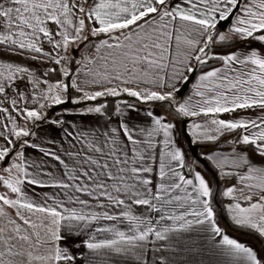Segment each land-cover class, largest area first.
I'll return each instance as SVG.
<instances>
[{
  "label": "snow or ice",
  "instance_id": "obj_1",
  "mask_svg": "<svg viewBox=\"0 0 264 264\" xmlns=\"http://www.w3.org/2000/svg\"><path fill=\"white\" fill-rule=\"evenodd\" d=\"M219 24L226 25L224 32L217 30ZM0 29L4 46L0 53H35L27 58L37 60L43 55L56 65L67 63L61 52L67 53L70 46L78 48L90 37H106L93 45L97 56L87 60L92 66L83 70L92 77L83 84L102 86V90L89 93L72 80L71 86L81 93L74 103L127 94L142 103L167 102L180 116L206 117L203 123L192 124L196 141L215 142L225 133L238 131L240 135L230 143L239 150L234 146L230 155L205 158L222 176L239 181L222 193L231 198L227 205L231 220L264 237V0H0ZM41 37L53 51L44 50ZM217 43L230 48L240 43L243 48L217 54L212 52ZM217 60L219 67L201 72L193 95L177 102V85L187 81L185 73L197 71L192 62L207 67ZM63 75L71 73L65 68ZM17 81H27L31 93L20 91ZM68 89L62 80L50 84L28 67L0 59V113L6 114L0 120L4 140L0 162L13 152L16 157L0 170L7 173L0 175V185L15 196L0 194V264H71L76 258L60 242L100 221L112 223L95 227L83 241L97 257L120 256L148 264V252L165 250L163 245H149L179 242L185 233L197 231L210 234L213 241L220 237L214 247L225 257V264H264L256 250L218 225L210 182L192 166H187L191 178L185 174V154L174 138L176 125L165 116L153 110L142 115L136 104L119 101L116 126L109 123L103 131L64 129V138L71 140L63 156L31 143L27 138L35 133L20 126L9 108L26 123L45 120L39 109L65 103ZM29 98L38 107H27ZM5 103L7 107L2 106ZM106 107L89 106L74 114L104 115ZM250 111L255 116L248 115ZM225 113L236 115L220 118ZM49 122L63 124L61 119ZM26 147L62 167L43 160L29 163ZM25 184L64 191L45 194L44 201L38 202L24 190ZM61 194L78 207L67 206L59 199ZM135 206L144 211L136 214ZM98 233L111 235L97 239ZM156 264L169 261L160 256Z\"/></svg>",
  "mask_w": 264,
  "mask_h": 264
},
{
  "label": "crops",
  "instance_id": "obj_2",
  "mask_svg": "<svg viewBox=\"0 0 264 264\" xmlns=\"http://www.w3.org/2000/svg\"><path fill=\"white\" fill-rule=\"evenodd\" d=\"M217 27H219V26H217ZM220 29H221L220 32L225 31L226 27H224L223 30H222V28H220ZM0 30H2V29H0ZM41 40L43 41L42 47L44 48V50L46 52L53 51V47L51 44H49L46 40H44L43 37H41ZM3 47H4L3 45H0V48H3ZM238 48H243V44H239L238 46L231 48V49L218 50V51H216V53L226 54L227 52L234 51ZM76 53H77V51L74 50V48H73L71 51V54L69 56L71 57L72 55H74ZM101 54H106V53H101ZM30 55H36V54L25 52L23 56H15V55H4L3 53H0V59H3L5 62H14V63L20 64L21 66L28 67L30 70L35 72L37 77H39L42 80L47 79L50 84H54L55 82H57V81H55V82L50 81V73L53 69L54 62L48 60V58L43 56V55H40L37 60L28 59L27 57ZM61 55H65V53L61 52ZM96 56H97V53L95 50L91 55H89V57L86 59V61L84 63H82L76 69V71L74 72V75L72 77V80H77L79 83H81V86H83L85 88V91H87L89 93H91L93 91H97V90H102V86H94V85L85 86L83 84V81L90 80L92 78L91 76H86L83 73V70L85 69L86 65L88 67L92 66V65L87 64V60L93 59ZM65 65L63 66V68L65 67ZM220 65H221V63L210 65L207 67H201L200 69H198L197 75L195 76L193 82L191 83L189 90L182 97L181 102H183L188 96L193 95L194 85L197 83L198 77L201 74V72L206 71L208 67H219ZM96 67H99V65H96ZM192 67L193 68L197 67L195 61L192 62ZM63 68H62V70H63ZM68 70H69V68H68ZM45 73H47V75H44ZM190 73L191 72H187V73H185V75L187 77H189ZM17 83L20 85V91H23V92H26L29 94L31 93V90H32L31 85L27 81H25V82L17 81ZM183 83L184 82H181L180 84L177 85V87L180 88ZM144 86L145 85H143V84L140 85V87H144ZM151 87H153L154 90H157V89H155V86H151ZM40 88L41 89L44 88V85L41 84ZM159 90H164V89H159ZM37 91H39V90H37ZM73 95H75L77 97V99L79 100L81 93L75 88ZM176 96H179V95L176 93L175 98H176ZM70 97H72V96H70ZM109 97L110 96L100 97V98H97V100H95V101H82L81 103H73V104H72L71 99L69 98V100H67L65 103H63V105H60V107L58 108L59 110L63 109L62 113L58 117V119H61L63 121V124L59 125V126L49 123L48 122L49 117H47V116H46L45 120L36 121L35 123H32V122L26 123L25 120L21 116L17 115L11 107L9 108V112L16 117V120L20 126H25V124H31L32 129L35 126H36L35 129L38 128V126H39L38 130L36 131L37 134H40V135H38V138L37 137L35 138V136L28 138L31 143H37L41 147L45 148L46 150L51 148L53 151H56L63 156V152L69 150V148H70L69 141L71 140V137H69L67 139L64 138L65 137V132L63 131L64 129H67L69 132H72L74 130L75 131L89 130V129H93V128L98 129L100 131H103L104 128L109 123L111 124V126H116L117 117L114 115L115 107L119 101H127L128 103L136 104L137 108L140 110L142 115L146 112V110H153L155 112V114L163 115L167 118V120L169 122L174 123L176 125V128L174 130V138L176 140L177 146H179L183 150V152H186L187 148H184V147H187L188 143H187L185 138H184L185 142H183V139H182L181 134L179 132V125L175 120H173V118H176V117L171 116L169 118L168 114H167V110L165 108L160 107L158 105V102L142 103L133 97H124L123 99L117 100L116 101L117 103H115L114 107L108 108V106H107L105 109L104 115L92 114V115H87V116H81V115L74 114V113L78 112L79 110L84 109V108L89 107V106H98L100 104H106L107 100H109ZM194 99H196V98L194 97ZM2 106L7 107L8 105L5 103ZM50 106H51V104H49L45 108L39 109V110L42 112V114H45L48 112ZM21 107H24V104H21ZM27 107L32 108V107H38V106L36 104H34L32 102V100L29 98L27 100ZM107 109H109V110L114 109V111L108 112V111H106ZM247 114L255 116L256 113L250 111ZM5 115L6 114H4V113H0V120H3ZM133 115H135V113H133ZM235 115H236V113H233V114L225 113L220 118L229 119ZM109 117H111V121L108 120ZM185 118L188 119V123H187L188 129L187 130H189L190 134H191L192 124L194 122L195 123H203L204 120L207 119L206 117H202L198 120H194L192 117H184V119ZM176 119H178V118H176ZM137 123H140V120H137ZM71 125H75L76 128L73 129V127H71ZM48 130H50V131H48ZM232 138H233L232 135H228L226 137V141H232ZM160 139H162V137H160ZM192 139H193V141H196V137L193 136ZM72 142L77 143L76 141H72ZM3 143H4V140L0 139V144H3ZM195 143L201 145L202 142L196 141ZM234 146L235 145H233V144H228V145L220 146V147H216V148L199 149V151H200L201 157H203V158H205L207 155H213L215 158V154H217V153L222 154L224 156L230 155L231 150ZM77 147H79L78 143H77ZM235 147H237V150H239V146H235ZM199 148H202V147H199ZM24 154H25L26 159L29 161V163H31L32 161L40 162L43 160V161H48L51 164H54L57 169L62 167L57 162H55L54 160H50V158L43 156V154L40 153L37 149H33L31 147H26L24 149ZM184 154L186 156L187 152ZM187 157H185V161H186ZM255 159L259 160V157H256ZM207 161L209 164L211 163L214 166V168L217 170V172L219 174L221 173V170L216 168L213 161H210V160H207ZM197 162H198V160H197ZM1 163L2 162H0V164ZM198 163L201 164L200 162H198ZM199 164H197L195 166V170L200 171L205 176V178L209 180L210 186L212 187V181H211V177H210L209 173L207 172L206 168L202 167ZM47 170L52 171L51 168H49ZM177 170H181V169L178 168ZM225 170H228V169H225ZM29 171H32L31 167H29ZM183 171L185 172V174L189 178H191V174L187 172L186 167H185V169H183ZM56 175H59V172H56ZM41 178L43 180L48 179L47 176H43ZM238 183H239L238 179L235 178L234 181L227 184L225 189L227 187L232 186L233 184H238ZM25 191L28 193L29 196L38 197L43 202L45 199V194L51 196L55 193H63L64 190L58 189V188H51V187H39V186L28 185V188L27 189L25 188ZM0 194H7L9 197L15 198L14 194H12L10 191L9 192L7 190L4 191L1 188H0ZM82 198H87V197L82 196ZM59 199L65 200V197L61 194L59 196ZM226 200H227V205L232 202L231 198H229V197H226ZM48 202L51 203L50 200ZM65 203L69 207L77 206V205H72V204L68 203L66 200H65ZM7 210L13 216H15V213L12 209H7ZM134 211L136 212V214H141L144 211V208L142 206H135ZM227 211H228V209H227ZM228 213H229V211H228ZM229 215L231 217L230 213H229ZM111 223L112 222H109V221L93 222L92 228L84 230L83 232H81V234L79 236H72V237L67 238L65 240H62L60 242V246L68 248L70 254L76 258L75 260H73L71 262V264H90V262H91V264H101L102 260L104 261V264H135L134 260H132L130 258L120 257V256H113L111 258H109V257H97L94 255L92 250L87 249V247L84 245L83 241L87 240L89 238V236L94 233L95 227L110 225ZM217 223L224 230L225 234L229 235L232 238L238 239L240 242L245 243L247 246L252 247L260 255V252H259L260 249H259L258 243L255 242V240L254 241L250 240L248 238H245L241 235H238V234L230 231L219 220H217ZM119 227L124 228L125 225L121 224V225H119ZM61 235L65 236V229H63V228L61 229ZM95 235H96L97 239H103L106 237H110L111 234L98 233ZM209 236H210V234H208V233L193 231L190 233H185L183 235V237L180 238L179 242H177L176 240H172L169 242H157L156 245H149L150 248L151 247L159 248L161 245H163L165 250L163 252H160V251L148 252L147 253L148 264H156V262L160 256L165 257L169 261V264H225V257L220 255L218 253L217 249L214 247V243L216 241H219L220 237H216L215 241H213L212 239L209 238ZM77 244L80 245L79 248H77L75 246ZM63 264H68V262H63Z\"/></svg>",
  "mask_w": 264,
  "mask_h": 264
},
{
  "label": "trees",
  "instance_id": "obj_3",
  "mask_svg": "<svg viewBox=\"0 0 264 264\" xmlns=\"http://www.w3.org/2000/svg\"><path fill=\"white\" fill-rule=\"evenodd\" d=\"M217 30L220 31L221 29L219 27H217ZM106 37H99V38H89L90 42H86V43H81L79 45V47L77 48L75 45L70 46V48L68 49L67 53H65V55L67 56V63L62 62L60 65H56L54 63L53 65V69H55V71H51L50 73V81H60L62 80L65 83L69 84V89H68V94L70 96H72L74 94V90L75 88L71 86V81H72V77L74 75V72L76 71V69L86 61V58L89 57V55H91L94 51L95 48L93 47L94 44L99 42V39H103ZM240 43H236L234 44L231 48H234L236 46H238ZM74 48V50L77 51L76 54L72 55L71 57L69 56L71 54L72 49ZM230 47L226 46V45H222V44H213L212 45V50L216 49V50H224V49H231ZM77 61H80L81 63H77ZM221 63L220 61H210L209 65H214V64H219ZM67 65L69 68V71L71 73V75L69 77H65L63 75V66ZM198 67V66H197ZM201 67H198V69H200ZM124 97H129L127 94H122L119 97H109V100H107L106 106H108V108L110 107H114L115 103L117 100L119 99H123ZM176 101L177 102H181L182 97L176 96ZM158 105L162 108H165L166 110L169 111V113L172 116H175L176 118L183 120L184 116H180L178 114H176V112L174 111L173 108L169 107V105L167 104V102H158ZM106 111L108 112H113L114 109H107ZM201 117H192L194 120H198ZM42 121V120H40ZM228 135H232L233 138L232 140H234L236 137H238L240 135V133L237 131L235 133H225L223 136L220 137L219 140L215 141V142H202L200 147V149H208V148H216V147H220V146H225L228 144H232L230 143V141H226V137ZM19 147V144H17V148ZM14 153V152H13ZM13 153H10V155H12ZM199 164L196 160V158L190 153L189 156L187 157L186 161H185V165H186V170H187V166H192L195 169V166ZM202 167L205 168L204 165L199 164ZM210 169L206 168L207 172L209 173L210 177H211V181H212V189H213V197H212V205L214 208V211L216 212V219L221 221L227 229H229L230 231L244 236V237H249L254 239L258 245H259V249H260V256L264 257V237H260L257 233H255L252 230H249L247 228H241L240 226H237L232 220L231 217L227 211V200L226 197L222 195L223 191L225 190V187L227 186L228 183L232 182L235 180V177H230V176H222L221 174H219L217 172V170L214 168V166L210 163Z\"/></svg>",
  "mask_w": 264,
  "mask_h": 264
},
{
  "label": "rangeland",
  "instance_id": "obj_4",
  "mask_svg": "<svg viewBox=\"0 0 264 264\" xmlns=\"http://www.w3.org/2000/svg\"><path fill=\"white\" fill-rule=\"evenodd\" d=\"M222 30H223V28H222ZM221 32H224V31H221ZM216 51H218V50H216V49H213L212 50V52L213 53H216ZM218 54V53H217ZM65 68H67L68 69V66L67 65H65V67L63 68V70L65 69ZM65 83V82H64ZM64 96H65V98H66V101L67 100H69V98L71 99V101H72V104L74 103L73 101H75V100H78L77 99V97L75 96V95H72V97H70V95L68 94V93H65L64 94ZM117 103V102H116ZM60 105H63V104H60ZM60 105H51L50 106V108H49V110H48V112L47 113H45L46 114V116L47 117H49L48 118V120L50 121V120H52V119H58V117L60 116V114L62 113V110L63 109H61V110H59V109H56V110H54V111H52V109L54 108V107H56V106H60ZM167 114H168V117L170 118L172 115L169 113V111L167 110ZM173 120H175L177 123H178V125H179V132H180V134H181V137H182V139H183V142H185V137H184V135H183V133H182V120H179V119H176V118H173ZM48 121V122H49ZM50 123V122H49ZM25 126L27 127V128H29V129H31L32 130V132H34L35 133V138L37 137L38 138V135H40V134H37V130H38V128H39V126H38V128H36L35 129V127L32 129V125L31 124H25ZM187 129H188V124H187ZM48 131H50V130H48ZM188 132H189V130H188ZM190 133V132H189ZM193 137V136H192ZM28 139V138H27ZM194 139V138H193ZM184 148H187V150H186V152H187V154H186V156L185 157H187L189 154H190V150L188 149L189 147H188V145H187V147H184ZM186 152H184V153H186ZM15 154L13 153L12 155H10L9 156V158H7L6 160H4V161H2V163L0 164V170H2L3 168H5L6 166H8L11 162H13L14 160H15ZM0 175H5V176H7V173H5V172H3V171H0ZM0 188L2 189V190H7L4 186H2V185H0ZM25 188L27 189L28 188V185L27 184H25V186H24V190H25ZM8 191V190H7ZM9 192V191H8ZM34 200H36V201H38V202H42V200H40L38 197H32ZM244 237V236H243ZM245 238H248V239H250V240H253L254 241V239H252V238H249V237H245ZM256 242V241H255ZM259 246V245H258Z\"/></svg>",
  "mask_w": 264,
  "mask_h": 264
},
{
  "label": "water",
  "instance_id": "obj_5",
  "mask_svg": "<svg viewBox=\"0 0 264 264\" xmlns=\"http://www.w3.org/2000/svg\"><path fill=\"white\" fill-rule=\"evenodd\" d=\"M220 28H224L226 27L225 24H219L218 25ZM197 68V71H198V67H195ZM197 71L195 72H191L187 81L184 82L182 84V86L179 88V91L177 92V94L180 96V97H183L185 95V93L189 90L190 86H191V83L193 82L195 76L197 75ZM60 106H56L52 109V111L58 109ZM187 123H188V119L185 118L182 120V132H183V135L188 143V147H189V150L191 152V154L198 160V162H200L201 164H203L205 166V168H208L210 169V165L208 163V161L201 157L200 155V151H199V147L200 145L199 144H196L195 142H193V139H192V136L191 134L188 132L187 130Z\"/></svg>",
  "mask_w": 264,
  "mask_h": 264
}]
</instances>
